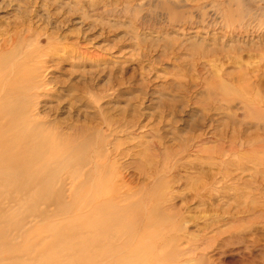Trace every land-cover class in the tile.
<instances>
[{"label": "rangeland", "instance_id": "1", "mask_svg": "<svg viewBox=\"0 0 264 264\" xmlns=\"http://www.w3.org/2000/svg\"><path fill=\"white\" fill-rule=\"evenodd\" d=\"M133 251L264 264V0H0V264Z\"/></svg>", "mask_w": 264, "mask_h": 264}, {"label": "bare ground", "instance_id": "2", "mask_svg": "<svg viewBox=\"0 0 264 264\" xmlns=\"http://www.w3.org/2000/svg\"><path fill=\"white\" fill-rule=\"evenodd\" d=\"M3 54H4V53H3ZM3 58H4V60H7V59H8V57H4V56H3ZM6 63H7V62H6ZM27 63H34V61L31 60V61H29V62H27ZM24 64H26V63H22V64H21V67H25ZM34 64H36V63H34ZM20 69H21V68H20ZM16 175H19V174L16 173ZM155 178H156V177H155ZM256 234H257V233H256ZM249 237H251V236H249ZM253 238H255V237H253ZM142 250H145V249H141L140 251H142ZM143 252H146V251H143ZM133 255H134V257H132V258H128L129 261H127L126 264H142V263H144V262L148 259L149 253H148V251H147V254H145V256L141 257V256H140V253H136V251H133V252L129 255V257H130V256H133ZM103 264H107V262L104 260V261H103Z\"/></svg>", "mask_w": 264, "mask_h": 264}]
</instances>
